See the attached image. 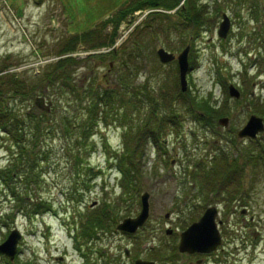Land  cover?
<instances>
[{"label":"rangeland","instance_id":"1","mask_svg":"<svg viewBox=\"0 0 264 264\" xmlns=\"http://www.w3.org/2000/svg\"><path fill=\"white\" fill-rule=\"evenodd\" d=\"M128 2L0 0V71L17 73L19 79L34 85L48 65H54L60 58L65 59L60 57V52L70 39L96 28L110 37L112 30L106 27V20ZM198 2L209 6L203 15V24L192 27V36L187 35V26H178L179 36L190 43L189 59L195 65L189 76L193 106L189 108V105L173 104L182 125L177 136L168 130L159 139L167 147V153L162 155L165 164L156 161L155 153H147L146 148L142 156L135 158L140 170L139 189L123 190L120 187V174L115 166L108 164V160L114 157L113 151H125L127 147V138L123 137L125 125L116 121V112H119V117L126 113L137 120L135 124L130 123L128 128L131 124L135 126L139 123L138 115L134 116L127 104L133 102L132 94L123 90V81L141 90L146 87L157 95L162 92L171 94L177 90L174 86L178 80L175 77L176 68L173 64L161 65L157 57L159 47L175 56L183 50L182 45L177 44L179 38L172 33L173 28L162 24L163 33L152 36L140 33V39L136 38V28L154 10L134 12L130 18H126V22L120 24L115 41L120 42L114 43L113 53L107 52L114 45L91 50L89 44L78 43L76 51L70 55L77 64L72 66L70 82L64 92H70L67 90L70 83L80 91L59 97L57 94L61 93H51L49 89L44 95L39 88V95L53 103L48 114L36 109L34 99L26 102L24 98L16 102V99L9 98L8 103L3 104L0 109L3 111L7 107L9 111L12 110L11 114L18 120L24 121L27 117L38 119L41 132L35 137L38 143L33 153L39 180L28 179V183H23L16 179V175L11 180L2 174L15 165L13 159L21 151V145L15 144L9 138V132L0 128V175L5 180L0 178V245L14 230L22 237L14 260L9 261L0 255V264H135L138 260L154 264H197L198 261L199 264H264V162L256 167L247 166L249 174L253 176L252 182H255L254 190L249 192V202L243 200V207L249 205L247 222L242 221L241 206L233 215H228L230 207H227V211L224 208L221 213L219 219L223 224L219 230L223 243L218 252L205 258L197 254L182 255L177 250L178 236L191 224L192 219L188 222L189 218H193V215L199 217L203 208L207 207L197 199L196 203L191 201L189 181H192V172L182 171L181 168L188 171L196 165L201 166L197 162L204 159L211 165L210 162L222 152L234 160L237 149L255 155L259 153L264 157L263 139L250 142L237 138V132L246 125L251 115L264 119L263 50L251 40L253 28L257 29L258 24L248 14L245 4L241 3L242 6L238 8L235 3L226 6L224 0ZM159 13L169 15L165 10ZM223 14L229 17L231 30L222 40L217 36V31ZM167 33L170 35L168 41L164 38ZM39 83L43 86L47 82L43 79ZM229 85L241 93L239 100L231 98ZM86 88L97 92L103 89L115 91L121 106L117 111L109 112L108 126L101 124L95 127L93 136L84 140L79 138L74 127L86 119L85 106L88 102L80 103L81 100L85 101L83 92ZM177 98L179 102L183 99L178 95ZM202 99L212 103L214 112H203L196 106L195 102ZM159 114L162 115V111ZM194 117H198L199 123L192 119ZM143 118L144 115L140 120ZM222 118H228L227 128L218 124ZM3 120L5 116L0 113V124L4 123ZM203 121L206 123L204 126L200 123ZM29 137L30 133L27 139ZM24 140L26 137L23 136L21 143ZM78 140L86 146L79 147ZM220 162L221 165H218L219 162L216 165L219 173L227 169L228 160L221 158ZM256 162L261 163V160L256 158ZM241 164L235 161L233 170ZM88 167L94 168L93 172L86 171ZM97 167L106 172L98 176ZM119 169H122L121 165ZM246 177L244 173L243 180ZM219 179L223 180L224 176L220 175ZM247 179L244 183L250 185ZM228 187L219 183L214 196L220 195L222 190L227 191ZM11 191L17 193V198ZM146 193L150 195V213L145 226L134 234L117 232L118 224L138 216L141 197ZM40 200L52 204L53 212H50L51 208L33 211V204ZM104 204H109L111 210L115 211L116 225L99 234L94 241L87 243L82 238V245L77 249L75 245L78 241L74 237L81 231L82 219L97 210L94 207ZM178 210L181 214L176 213ZM25 213L28 217H25ZM167 214L171 218L166 219ZM167 229H172L175 234L166 235Z\"/></svg>","mask_w":264,"mask_h":264},{"label":"trees","instance_id":"2","mask_svg":"<svg viewBox=\"0 0 264 264\" xmlns=\"http://www.w3.org/2000/svg\"><path fill=\"white\" fill-rule=\"evenodd\" d=\"M226 6L229 4L235 3V6L240 8L242 4H245L248 8V14L250 17L258 24V28H253V35L251 36V40L257 42L261 49L263 50V59H264V25L260 27V25L264 24L262 21L264 20V0H224ZM181 5V6H180ZM180 6V7H179ZM208 4H203L198 2V0H130V2L118 10L115 14H113L108 20H106V27H111L112 33L111 36H107L106 34H102L98 28L89 31L85 34H80L77 37L70 39L62 48L60 52V57L71 55L76 51V46L78 43L89 44V49H102V48H110L114 45L116 40V34L119 29L120 24L126 20L131 14L137 11L148 10H166L171 11L175 10L172 15H166L159 12L151 13L147 16L146 21L136 28V38H138L140 33L148 36L158 35V33H163V25H169L171 28H177L178 26L185 25L188 28V36H192V27L201 26L203 24V15L206 14V9H208ZM219 12V9H217ZM129 17V18H130ZM252 20V21H253ZM175 21V23L173 22ZM126 22V21H125ZM156 23V25L154 24ZM185 30V31H186ZM184 38V37H183ZM192 38H195L193 36ZM94 42L91 44V41ZM183 41L182 46H187L189 44L188 40L181 39ZM135 42L134 44H136ZM188 43V44H187ZM139 50V49H138ZM113 53V52H111ZM77 64L76 59L74 58H65L60 59L54 65H48L45 68V71L34 85H30L28 82H25L23 79H19L18 75L15 74H5L1 76V73L4 71H0V108H2L3 104L8 103V99L11 98L18 100H23L25 98L26 102H30L35 99V96L40 94L38 93V89L40 88L42 92L44 90H49L50 92H57L61 94H57L59 97L62 95L69 96L74 95V92L80 91V89L74 87L72 83H70L67 90H70L69 93L64 92L65 86L69 84L71 77L72 66L74 67ZM69 68V69H68ZM262 72V71H261ZM264 73V71L262 72ZM43 79L47 82L45 85L41 86L40 83ZM40 85V86H38ZM110 90L103 89L102 91H89L87 88L84 89L83 99L85 101H80V103H86L85 110L87 112L86 119L84 122L75 124V129L80 135L79 138H83L87 140L89 137L93 136V130L96 126L99 125L100 121L107 120L110 115V111L121 106V101L117 102L116 97L109 92ZM138 91V90H136ZM146 91V90H145ZM114 93V92H113ZM141 95V96H140ZM34 96V98H32ZM136 102L127 103L130 105L134 116L136 114L139 117V123L133 126L137 120L132 119L131 131L134 133L131 135V145L126 150L127 157L120 161V165L122 167L121 172L123 173V180L121 182V188L123 190H134L139 189L140 184L138 185V177L140 176V170L138 164L136 163L135 158L139 155L142 156L146 144L151 141L152 143H156L161 148L162 152L167 153V147H164V142L159 139L164 136V127L165 122L163 120L162 115L159 114V108L161 107L160 102L157 103L158 98L157 94L153 91H146L145 94L141 92H137ZM181 98V97H180ZM167 98L165 104L173 105L174 102L187 106V100L183 98L180 102L176 96L175 99L172 100ZM30 100V101H29ZM135 102V104H134ZM196 106L202 109L203 112H214L212 109V103L210 101H206V99H202L200 101L195 102ZM215 103V102H214ZM125 104V107L126 105ZM147 104L144 109V105ZM191 108V107H189ZM190 111V109H188ZM12 111V110H11ZM11 111L6 107L3 111L0 109V113L5 116V121L3 124H0L1 130H7L9 138L14 140L15 144L21 145V151L17 156L14 157L13 162L15 165L12 166L10 170H4L3 176L9 177L13 180L16 175V179L20 180L23 183L28 179L35 181L38 179V174L35 171V155L33 153L36 149L35 141L37 138V133H40L39 130V121L36 118H25L24 121L18 120L11 114ZM110 112V113H109ZM10 113L11 115H7ZM116 116L118 113L116 112ZM123 115H127L124 113ZM144 115V118L140 120V117ZM125 117V116H123ZM127 119L129 117L127 116ZM36 120V121H35ZM198 117H194V121L198 122ZM201 125L204 126L206 124L204 121ZM49 129V127H48ZM47 129V130H48ZM30 133V137L27 139V136ZM33 134V136L31 135ZM26 137V140L21 143L22 138ZM10 139V141H11ZM33 139V140H32ZM32 140V141H31ZM80 145V141H77ZM136 149V150H135ZM137 151V153H136ZM225 156V155H224ZM260 158L263 157L259 155ZM134 157V158H133ZM226 157V156H225ZM228 159V157H226ZM229 163V162H228ZM136 165V167H135ZM231 167V164L227 165ZM92 167L86 168V171L93 172ZM35 171V172H34ZM34 172V173H33ZM145 172L149 173L145 170ZM150 174V173H149ZM0 178L2 176L0 175ZM4 180V179H3ZM5 181V180H4ZM14 198H17V193L11 191ZM19 201H22V198H19ZM38 208H51L52 204H48L46 201H37L33 204V211L37 212ZM97 210H94L93 213L84 217L81 231L77 233L75 240L78 241L76 248H79L82 244H80V240L84 238L87 243L91 240L97 239L99 234L104 233V231L108 230L112 225H116V216L115 211H112L109 204H104L103 206L96 207ZM50 210V209H49ZM26 215V213H25ZM79 239V240H78ZM84 255V254H83ZM85 256V255H84Z\"/></svg>","mask_w":264,"mask_h":264},{"label":"water","instance_id":"3","mask_svg":"<svg viewBox=\"0 0 264 264\" xmlns=\"http://www.w3.org/2000/svg\"><path fill=\"white\" fill-rule=\"evenodd\" d=\"M230 29V21L224 15L223 21L220 24L218 30V36L221 39H225ZM189 47H187L183 52V54L178 57L179 68H180V78H181V88L183 91L186 90L185 83V74L187 71V54ZM158 57L161 63L167 64L173 60V55L168 54L165 51H158ZM230 96L235 99H239V92L233 87L229 88ZM35 105L38 109L49 112L48 104L47 108H44V99H37ZM228 122L227 119H223L220 121L221 125H226ZM264 132V124L262 119L252 116L247 125L243 128V130L238 134L240 138H256L259 133ZM142 201V210L139 216L133 219H126L117 227V231L134 234L140 227H142L149 216V204H148V195L145 194L141 198ZM215 211L213 209L208 210L204 217L197 224H193L188 230H186L181 235V243L179 245V251L181 253H211L216 247L220 244V236L218 231L216 230V225L214 222ZM21 239V236L17 231L11 233L5 243L0 246V254L5 255L10 260H13L16 252L17 245ZM127 253V252H126ZM136 264H153L142 261H137Z\"/></svg>","mask_w":264,"mask_h":264},{"label":"bare ground","instance_id":"4","mask_svg":"<svg viewBox=\"0 0 264 264\" xmlns=\"http://www.w3.org/2000/svg\"><path fill=\"white\" fill-rule=\"evenodd\" d=\"M129 2H130V0H129ZM154 11H158V10H154ZM161 11L162 10H159V12H161ZM166 12L169 13V15H172L175 12V10L166 11ZM164 14H166V13H164ZM146 19H147V17H146ZM146 19L141 24H143L146 21ZM172 33H175V34L178 35L179 42L177 44L178 45L183 44V41L181 40V39H183V36H179L181 34L180 31L177 28H174ZM217 36H218V31H217ZM164 38L166 39V41H168L169 38H170L169 33H167V35H165ZM118 42H120V41H118ZM182 48H183V50L177 56L173 55V53H170V52L166 51L163 47H159V49L157 50V53H158V51H165L168 54H172L173 55V60L170 63L163 64V63L160 62L158 54H157L158 60H159L161 65L168 66V65H172L173 64L174 67L176 68V76L175 77L178 80H176L174 86H175V88H177V90H174V93H171V94H167V93H163L162 92V93H159L157 95L158 101L161 104V107L159 108V110L162 111V117H163V120L165 122L164 132L170 130L172 132V134L176 135V136L180 133L179 130L181 129V125H182L181 124V120L179 121L180 116L178 114V111L174 109L173 105L171 106L169 104H165L166 99L167 98L171 99L173 97H176L177 95H178L179 98L180 97L181 98H185L186 95H187V106L188 105H189V107L193 106V103H192L193 97H191V95H190L189 76L193 72V70L195 68V65H194V63H191L190 59H189V52L191 50L190 49L191 48L190 47V43H189V50H188L187 59H186L187 71H186V74H185L186 90L183 91L182 88H181V83H180L181 82V78H180V68H179L178 57H180L184 53L183 51L187 48V46H182ZM123 90L125 92L127 91L129 94H132L131 100H133V101H135V99H133V98H136L137 92H141L142 94H145L146 91H150L146 87L144 88V90H141V88L134 87V86H132V84L130 85L128 82L124 83V81H123ZM136 90H138V91H136ZM109 92H111L114 95V97H116V101H117L116 92L112 91V90H110ZM112 111H115V110L112 109ZM123 116H125V117H123ZM127 116L128 115H122L121 117H119V112H118V115H117L118 119L116 118V121H119V123H122V124L125 125V133H124L123 137H125V139L127 138L126 142H125L126 146H127L125 151H121V152H119V150L113 151L115 153L114 157H112L111 159L108 160V164L111 165V166H115L116 170L120 166V161L127 157V155H126L127 151L126 150L128 149V146H130L131 143H132L130 138H131L132 133H134V131L133 130L131 131V126L128 128L129 124L132 123V121H131V117L128 116L129 119H127ZM108 122H110L108 119L105 120V121L101 120L98 126H101V124H104L105 126H108ZM131 125H133V124H131ZM39 129L41 130L40 126H39ZM127 129H128V131H127ZM128 136H129V138H128ZM77 144H79V143H77ZM81 145H83L84 147L86 146V145H84L83 141L80 142V145H78V146L80 147ZM93 149H94V147H93ZM146 149H147V153H150V151H153L155 153L156 161H159V163L165 164V161L162 160V155H164L166 153L162 152V150H161V148L159 147L158 144L152 143L151 141H149L146 144ZM119 153H122V154L119 155ZM89 154H91V153H89ZM113 169L110 170V175L112 174ZM95 170L97 171V173L99 175H103V173L106 172L101 167H97ZM168 230L169 231H168L167 235H171V234L174 233L172 229H168Z\"/></svg>","mask_w":264,"mask_h":264},{"label":"flooded vegetation","instance_id":"5","mask_svg":"<svg viewBox=\"0 0 264 264\" xmlns=\"http://www.w3.org/2000/svg\"><path fill=\"white\" fill-rule=\"evenodd\" d=\"M252 156H253V153L251 152V153H247V154H244V152L241 150V149H237L236 150V158H237V162H238V164L240 165V162H242V166H240V167H238L237 169H236V171H237V173H239L240 174V176H239V179H240V182H241V187L243 186V177H242V174L244 173V172H246L247 171V169L246 168H244V165L246 164V165H249V161H251V158H252ZM164 170H168V169H164ZM171 170H172V168H171ZM181 170L182 171H184L185 169L184 168H181ZM173 171V170H172ZM246 178H248L247 180H248V182H250V181H252L253 180V176L252 175H250V174H247V177ZM244 186L247 188V189H249L251 186L250 185H248V184H244ZM167 231H169V230H167ZM166 231V232H167ZM175 234V233H174Z\"/></svg>","mask_w":264,"mask_h":264}]
</instances>
